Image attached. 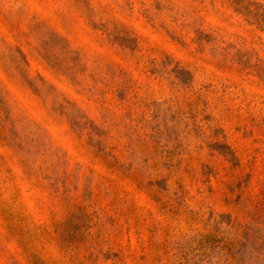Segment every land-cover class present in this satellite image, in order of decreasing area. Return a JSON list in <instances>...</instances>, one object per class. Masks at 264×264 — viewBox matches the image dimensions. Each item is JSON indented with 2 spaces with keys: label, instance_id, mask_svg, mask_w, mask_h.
I'll return each instance as SVG.
<instances>
[{
  "label": "rangeland",
  "instance_id": "1",
  "mask_svg": "<svg viewBox=\"0 0 264 264\" xmlns=\"http://www.w3.org/2000/svg\"><path fill=\"white\" fill-rule=\"evenodd\" d=\"M0 264H264V0H0Z\"/></svg>",
  "mask_w": 264,
  "mask_h": 264
},
{
  "label": "trees",
  "instance_id": "2",
  "mask_svg": "<svg viewBox=\"0 0 264 264\" xmlns=\"http://www.w3.org/2000/svg\"><path fill=\"white\" fill-rule=\"evenodd\" d=\"M0 111H1V112L3 111V108H2V101H0Z\"/></svg>",
  "mask_w": 264,
  "mask_h": 264
}]
</instances>
